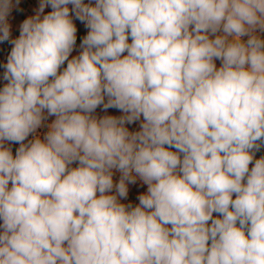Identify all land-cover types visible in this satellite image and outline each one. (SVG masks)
<instances>
[{
	"label": "clouds",
	"instance_id": "1",
	"mask_svg": "<svg viewBox=\"0 0 264 264\" xmlns=\"http://www.w3.org/2000/svg\"><path fill=\"white\" fill-rule=\"evenodd\" d=\"M19 4L0 0V264H264V0H40L10 40Z\"/></svg>",
	"mask_w": 264,
	"mask_h": 264
},
{
	"label": "rangeland",
	"instance_id": "2",
	"mask_svg": "<svg viewBox=\"0 0 264 264\" xmlns=\"http://www.w3.org/2000/svg\"><path fill=\"white\" fill-rule=\"evenodd\" d=\"M13 2H15V0H13ZM84 2L89 3V0H84ZM92 2L94 3V0H92ZM39 4H40V0H20L18 9L14 8L10 16L8 17V22L11 25L10 40L19 37L20 25L25 19L29 18L30 16L35 15L36 10H38L39 8ZM69 8L71 9L72 5H69ZM51 11H52L51 7L47 6L45 7L44 13L42 15L48 14ZM73 22L77 27V35H79L80 33H87V29L85 28L84 24H82L79 20H76L74 17V14H73ZM244 39H247V38L245 37ZM11 48H12V44L10 43V41L0 42V65L3 66L4 64H6L7 56L10 53ZM80 50H81L80 47L76 46L69 58L71 59L73 56L78 55ZM220 63L221 62L219 60L216 61L217 67L220 66ZM63 67H66V63ZM62 70L63 68L61 69V71ZM6 83L7 81L3 79V76L1 74V69H0V84L4 86V84ZM94 115H96L97 117H103L105 115L120 116L122 115V113L119 110L114 109V108H109L108 110L105 111V110H102V106H101L96 109V112L94 113ZM54 119L55 117H49L48 120L45 121V123L46 124L51 123ZM139 126H140L139 121L133 124L126 125V127L129 128V131H138ZM47 130L48 129L46 127H42L38 129L35 134H32L28 137V140H32L36 136H39V138L43 139V134ZM25 143H27V141H25ZM15 147L17 149L19 147V144H15ZM256 158H260V156L257 153H256ZM119 176L120 174L118 172H114V176H113L114 182H117L119 180ZM146 187H147L146 185L140 184L139 181L135 185H129L128 198L126 200H122L121 202L125 204L131 203L133 204V206H135L136 204L139 203V201L137 200V196L145 192Z\"/></svg>",
	"mask_w": 264,
	"mask_h": 264
},
{
	"label": "trees",
	"instance_id": "3",
	"mask_svg": "<svg viewBox=\"0 0 264 264\" xmlns=\"http://www.w3.org/2000/svg\"><path fill=\"white\" fill-rule=\"evenodd\" d=\"M87 33H80L79 35H77V41H76V46H79L80 43H81V39L84 35H86ZM0 69H1V74L3 76V73H4V68L2 65H0ZM3 86L0 84V88H2ZM11 148H12V151H13V155H15V152H16V147H15V144H11ZM174 150V149H173ZM257 154L261 157V156H264V149H262L260 152H257ZM77 165L76 164H73L72 167H76Z\"/></svg>",
	"mask_w": 264,
	"mask_h": 264
}]
</instances>
